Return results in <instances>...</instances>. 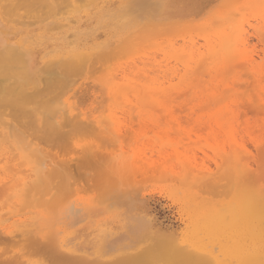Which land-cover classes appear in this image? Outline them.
<instances>
[{"label":"rangeland","instance_id":"1","mask_svg":"<svg viewBox=\"0 0 264 264\" xmlns=\"http://www.w3.org/2000/svg\"><path fill=\"white\" fill-rule=\"evenodd\" d=\"M12 1L13 0H11V2H10V0H9V2H10L9 3L8 0H6V1L0 0V8H1L0 9V11H1L0 17H2V15H3L2 19L6 23V26L11 27V29H10L12 32L11 35L13 36L12 41H14L15 44H18V43L24 44V39L26 38V41L28 40L27 41L28 44L31 43L32 46L36 47V49L39 50V52H40L39 56L42 59L43 56L48 55V54H52L49 52H46V53L44 52L43 45L41 43L43 40H46V38L52 34H55V33L60 34L59 31H61V32L64 31V32H68V33L72 32L71 29L69 28L70 26L68 27V25H69V23L72 26L75 25V21L73 20L74 18H76L77 16L85 14L86 12L91 10L94 6L95 7L97 5L101 6V4L107 5L110 0H93L92 3L90 0H76V2H75V0H61L60 2H58V0H53L54 2L57 1L55 3L57 5V8H56L57 10L55 9V11H52V13H49V14H48V12H46L47 9L45 7L43 8L40 3H35V4H33V6L31 8H26L27 4H26L25 0L13 1V3L16 4V7H15L16 10L9 11L8 7L12 3ZM69 1H71V2H69ZM116 1H119L121 4V0H116ZM231 1H233V2H231ZM258 1H259V3H258ZM214 2H216V3L213 4ZM214 2L211 3V5H213V7L212 6L209 7V5H208L207 8L209 7L208 8L209 10L207 8H205L204 11L202 12L203 14H206L207 17H206V15L199 14L198 16H196V20L193 19L192 21L191 20H186V21L180 20L181 21L180 22L179 19L177 18V19L172 20V22H171V20H169V21L157 24V25H155V28L146 27L147 29L141 30L142 33L139 31L140 33L136 32L135 34L131 35L129 41L127 40L126 44H123L124 46L123 45L118 46L119 42L122 38L119 37L117 32L111 33V34L109 32L108 33L103 32V34H104L103 38L108 39L107 45H110L112 49L109 47H108V49H105V47H103L102 50L104 52L102 50L99 52V50H98L97 51L98 54L96 52L95 54L92 55L93 57L92 56L90 57V58H92L91 59L92 61L90 60V58H88V60H90L92 63L91 62L88 63V60H86L83 63L84 65H82V67H80L81 69L79 68L75 72L74 71H67L66 68L65 69H61V68L58 69V73L51 74L52 75V77H51L52 81L55 84V85L50 84L51 86L49 85L50 88L53 87L51 90L48 89L49 86H47V78H49L48 75H50V74L41 73V75H40L41 80L39 82V84H40L39 85V89H40L39 93L40 94L37 95L30 102L31 104L28 103V111L30 108H32V109H30L32 111H29L28 113H26V115H25V113H24V115L21 113L20 114H14L11 110H4V111H2V113L0 112L2 115V116H0V119H1L0 120V182L1 181H8V180L12 179L14 176L17 175L16 173H18L19 170H21L23 168L25 169L26 168L25 166H30L33 164V158L32 157H30L29 155L24 156V153H25L23 151V148H24L23 141L24 140H26L27 143L29 142L31 147L39 146V149H41L40 146H42L43 147L42 150H44V152H45V149H46V153L49 152L47 154L48 158L53 156L51 159H53L56 162H60V163H64L63 161H66V163H65L66 165L64 166L65 172L59 171L60 173H58V174H55L57 171L53 172L54 170L50 172L51 178L48 176V180H47L48 183H50V181H51L50 185H48L49 186V189H48L49 194H47L48 193L47 191H46L47 193H44L43 191H41V190H44V191L47 190L46 187L44 186L45 184H43V182H42V184H43L41 186L42 189L39 187V190H38V186H37V189H35L38 193L34 190V191H32L31 195L28 198L26 197L28 200V203L26 200L19 201L20 199H17L15 197L11 198L9 193H7L8 190H6V189L1 190L2 187H0V192L3 191L2 193H0V255L4 254L3 258H6V256L9 257V255L11 256V255L16 253V254L22 255L23 260L29 259V260L37 261V262H46V261L51 262L49 256H48L49 257V261H48L47 251H45V249H43V248H40V247H46V246H44L42 244L40 245L38 242H37V244H35V242H33V240L26 239V236H24L23 234L27 229L26 228L27 222H31L32 220L36 219V220H34L35 226L39 227L40 226L39 223L42 220V219H40V217H42V215H43L42 213H45V214L50 213L51 214L53 212L52 210L58 204V202L60 201V203H62L65 199L66 200H70V199L78 200V201H81L83 203H90V204H95V205H99V206L102 205L103 208H106L108 206L106 209H103L104 211H102V214L100 213L101 216H99V218H98V220L103 222L101 227L106 228L107 226L108 227L110 226L109 228L115 230L118 233L119 232L121 233V231H122L121 229H123L122 217L118 214L117 211H115V207H110L109 202L105 201V198H106L105 196L107 195L106 193H108V191H110L112 188L113 189L116 188V185H118V183L121 184V186L124 185V187L128 186V185H125L127 183L125 180H122V182L119 181L118 175H116L114 173V170L113 171L111 170L112 166H113L112 163H114L113 162L114 156L112 155L113 153L114 154L119 153L121 155V157H123V158H121L120 156H118V158L120 157V159H123V160L126 158L125 161L128 160L127 162H129V163L131 162L130 160L133 161V159H135L137 162L139 160L140 163L139 162L138 163L140 164V166L144 167V170L146 169L144 171L142 168L141 172H137L138 175L136 176V179H138L137 180L138 182L134 181L133 186L130 184L129 186H131V188H130L131 190L130 189L129 190L132 191L134 188L137 189V186H138V190L135 191L136 193L131 192V193H133V196L135 195L140 200V201H138L140 204L139 203L137 204V208H136L137 210L136 211L139 214L141 213L140 215L146 216L144 218L148 219V221H150V223L152 222L151 228L154 230L159 229L161 231L164 229L165 232L174 233L179 238H182V239L190 238V236L192 235V233L194 232V229H195L194 226L192 225L193 224V218L191 217L192 216V210L194 209V207H192L193 205L190 202V193L192 192L191 191L192 189H190L188 186L185 187L183 183L181 184L179 182L181 180L176 178L178 176L177 173L179 174V172L183 168H184V170H182V171L183 172L186 171L185 170L186 162L188 164L187 167L188 166H194L197 168L207 169V170L211 171L213 174L216 173L215 176H217V173H219L218 175L223 176L224 175L223 171L225 172L224 168H222V166H221V156L216 154L212 147L216 143H220V142L222 143L224 140H226V138L224 136H220V134L218 135L217 132L215 133L216 134V136H215L214 129L211 127L212 125L210 126L211 122H209L206 119V117H209L207 115H209L214 110L213 109L214 106H210L212 108H210V107L207 108L208 109V111H207V109L204 110V108L201 107V104L202 103L206 104L205 102H207V103H210V102L224 103V101H228L231 99H237L239 102H240V100H241V102H244L243 100H245V99L247 101H249L250 99H254L255 96L260 95V93L262 92L261 90H264V86H263L264 79L262 78L264 76L263 75L264 69H262V68H264V59H263V57H264V42H263L264 41V36H263L264 35V9L263 8L264 7H262V6H264L263 5L264 0L263 1L262 0L261 1L260 0H229V1H224V2H223V0H221V2H223L222 4H221L220 0H215ZM75 3H77V4H75ZM217 3H219L220 5ZM231 3L233 6L230 5ZM2 4H4V5H2ZM83 4H85V5H83ZM1 5H2V7H1ZM215 5L218 7V8L216 7V9H218L216 12L220 17L224 18V15H225V17H227V19H229V16L232 15L233 21H231L232 18H231V20H229V21H231L230 23L228 20L226 21V18L222 22L219 21V20H222V18H219L218 16H217L218 17L217 18L215 16V14L214 15L212 14V13H214V9H215L214 6ZM235 5H236V9L234 7ZM224 6L225 7L227 6L228 9H229V7L234 8L235 10L230 8V11L234 10V11H232V14L228 9L226 10V12L221 13L222 10L223 11L225 10ZM237 7H238V9H237ZM239 7L241 8L240 10H242L241 12L239 10ZM2 8L6 9V10L4 11ZM20 8L24 9V12ZM212 8H214V9H212ZM219 8L220 9L223 8V9L219 10ZM2 10L7 15L4 14L2 12ZM17 10H19V13ZM205 10H206V12L207 11H209V12L206 13ZM210 10L211 11L213 10V11L210 12ZM38 11H40L41 14L38 13ZM238 12H240V13H238ZM20 13H22V15ZM28 13L30 15H28ZM53 13L54 14L57 13L58 15L57 14L53 15ZM226 13H228V14H226ZM9 14H12V15H9ZM16 14H17V16H16ZM42 14H44V15H42ZM46 14L51 15V16H47ZM62 14H64V15H62ZM18 16L21 17L22 21L26 17L24 19L25 22L23 21L21 23H17V21L20 22V20H18L20 18H17ZM10 17H11V19H10ZM42 17L44 20L42 19ZM13 18H16V19H14L15 23L13 22ZM39 18H40V20H43V21L39 20V21L35 22ZM45 18H47V19H45ZM68 18H69V20H68ZM71 18L73 21H70ZM7 19H9V20H7ZM26 20H28V21H26ZM177 20L179 23L177 22ZM65 21L67 22L68 25L61 27V25L63 23L66 24ZM225 21L228 22L229 25L227 23H225ZM31 22H33V23L35 22V23L33 24ZM71 22H73V24ZM237 22H239L240 25L239 24L237 25L236 24ZM48 23L50 25H48ZM55 23H57V25H55ZM193 23H194V25H193ZM15 24H16V26H15ZM58 24H61V25H58ZM190 24H192V25L190 26ZM219 24H221V26ZM222 24H224V27ZM48 26H49V28L51 27L53 29H51V28L49 29ZM57 26H60V28H58ZM227 26H229L228 27L229 29L227 28ZM231 26L234 28L236 26H239V27H236L238 29H236V28H235L236 30L234 29V31H236L238 36L236 35V33H231L229 31L230 28H232ZM18 27H19V29H18ZM63 27H65L67 30L62 29ZM38 28H39V30H38ZM223 28H224V32L222 31ZM225 28H227L226 29L227 32H225ZM205 29H207V30H205ZM239 29H240V31H239ZM40 30H42V31H40ZM212 30H213V33H217V34L212 35L213 34L211 32ZM16 31H17V34H16ZM26 31H28L27 34H26ZM232 32H233V30H232ZM29 33L31 34L30 36H32L33 38L32 37L27 38V37H29L28 36ZM26 35H27V37H26ZM209 36H210V38H209ZM239 36L241 39L243 37L242 41H244V42L239 41L240 40V39H238ZM212 38H213V40H210ZM231 38L237 39V42H239V43H237V46L239 44H241V50H242V53H244V54H241V52H239L240 46H239V48L235 49V51L237 53H240V56H239V54L236 55V56H238V58L235 55H233L234 53L232 52L231 55L233 56V58L235 56L238 60H233V58H231L232 59L231 61H233V62L230 63V61H229L228 63H230V64L235 63V66L233 64H232L233 66L232 65L229 66L230 65L229 64L228 66L231 68L228 69V68H225V66L222 67V66L218 65L217 62H215L216 65H214V67H215L214 68L212 65V59L210 57L209 58L210 60L207 59V62L203 63V67L201 66L202 64L199 67L200 62H203L199 59H201V57L204 56V58H202V60L204 59V62H205V59H206L205 56L208 58L209 57L208 55H211V51L209 52V49H207L211 45V44L208 45L209 40L212 43V45H215V47L217 45V49H219L221 46V43H223V41H227ZM242 43L243 44L245 43V44L243 45ZM112 46H114L115 48ZM117 47H118V49H117ZM128 47L130 50L128 49ZM199 49H200V51H199ZM183 52L186 55H187L186 52H188V55L187 56L184 55ZM206 52L207 53L209 52L210 54L209 53L207 54ZM110 53H112V55ZM192 53H194V55ZM195 53H197L196 56H195ZM223 54H225V53H223ZM189 55H190V59H188L189 60L188 61V60H186V57L188 58ZM245 56H248L250 60L248 59V57L243 59ZM181 57L182 58L185 57V58H183L184 61H182ZM236 58H234V59H236ZM240 58L243 59V62H244V60H246L247 62L245 61L244 62L245 64L243 63V66H242V64H241V66H236L237 65L236 61L237 62L239 60L241 61ZM209 61L211 62L210 64L208 63ZM107 62H108V64H107ZM113 62H114V64H113ZM189 62L190 63L193 62V63L190 64ZM194 62H196L197 64H195ZM186 63H188L187 65L189 67L185 66ZM205 65L207 66V69H208L207 71H209L210 74H209V72L206 71ZM184 66L186 67V69ZM198 67L199 68L202 67L201 69H203V70H200ZM212 67L214 70L217 68V69H221L222 72L223 71H227V72H224V73L218 75L217 72H211L210 71L209 68H212ZM111 68H113L114 70L113 69L111 70ZM190 68H192V69H190ZM185 70H186V73L189 72V73H187V77L185 74ZM81 71H82V73H81ZM190 71H191V73H190ZM198 71L199 72L202 71V73H200L198 75L195 74ZM221 71H220V73H221ZM70 72H71V74H70ZM203 72L205 75L203 74ZM113 73L115 75H117V78L113 77L114 76ZM138 73H140L139 75H141L142 77L145 75V77H143V78L140 76L141 80L138 78L140 82L138 80H136V78L139 77V75H137ZM206 73H208L209 75H206ZM111 74H113V76ZM248 74H250V75H248ZM201 75H203V77H201ZM252 75H254V76H252ZM257 75H259V76H257ZM56 76H58V78ZM126 76L130 78V80H129L130 82L126 81L129 79V78L126 79ZM250 76H252L253 78L255 77L254 79H257V81L256 80L254 81V79ZM111 77H113V79ZM183 77H184V79H183ZM195 77H197V79H198V77H200V79L197 81ZM185 78H187V79H185ZM114 79H115L117 84L115 83ZM143 79H144V81H142ZM201 79H203V80L201 81ZM251 79H253V80H251ZM123 80H124V83H120V82L118 83V81L123 82ZM131 80H134V81H132L133 82L132 87L136 86L139 89H141V87H144V85L146 86V87H144L145 90L142 89L147 93L144 98H139L135 92L130 91L132 93L129 94L130 93L129 92L128 96L132 95L134 97V99L132 98V96L131 97L129 96L132 99H130L129 97L123 98L122 94L118 95L114 99L110 95L109 91H107V88L109 89L110 86H114V87L116 86L115 88H118L121 85H126L127 83H131ZM146 80L151 81V82L155 81V83H153V82L148 83V81H146ZM136 81H138L137 84L141 85V87L138 85H135L136 83H134V82H136ZM145 81H146V83H148V85L145 83ZM192 81L194 84L192 83ZM203 81H206V82L204 83ZM234 81H235V83H234ZM190 82L192 85L190 84ZM156 83H158V84H156ZM257 83H259V84L257 85ZM45 84L47 87H44ZM153 84H155V85H153ZM66 85L74 87V89L72 91L73 93L71 94L72 96L70 98V100H71L70 103L73 106L72 109L74 110V107L77 108V109L75 108L74 113L75 114L81 113L80 114L81 117L86 116L87 120H90L89 122H92L95 125L98 124L99 128L92 129V130H90L91 128H84L83 129V128H80L79 126H77L76 124H74L72 122H67L66 117H62V123H63L62 126L63 125L64 126L61 127V129H63V130H61V132H62L61 133L60 128L56 129L57 131H55L54 129L56 127L52 126L53 127V129H52L53 132H52V130L50 129L52 127L48 128V126H50V124L48 122H46V123L40 122V119L43 118L44 115L49 113V111L52 109V106L53 107L58 106V104L56 105V101H58L60 99L58 102H61L62 105L64 104L63 101L65 100V98L67 99V97H68L67 96L68 95V93H67L68 89H67ZM102 85H104L105 87L103 88ZM150 85H152V86L150 87ZM241 85H243V86L245 85L244 88L241 87ZM100 86H101V88H100ZM228 86L229 87L231 86V88H232V89H230V94H229V92H227L228 88H229ZM246 86L250 87L248 89H250L251 95L249 94L250 93L249 90L245 91ZM60 87L62 88V91H63V89H66V90H64L65 92L64 91L60 92L61 91ZM152 87H154V88H152ZM208 87L210 88L209 91L207 89ZM216 87H218V88L216 89ZM44 88H46V89H44ZM81 88H82V90H81ZM105 88H106V91L104 90ZM155 88L156 89H163L164 91L158 92L157 90H155ZM76 89H77V91H76ZM151 89L157 92V94L153 95L152 97L148 95V93L153 94V92L149 91ZM254 89H255V91H254ZM146 90L149 92H147ZM91 91L92 92L94 91V92L91 93ZM42 92H44V94H42ZM164 92H165V94H164ZM105 93H107V94H105ZM257 93H258V95H257ZM159 94H162L161 97H157V96H160ZM215 94H216V97L213 96ZM220 94H221V96H219ZM242 94H243V96H244V94H247L248 96L246 95L244 97L245 98L244 99L242 97ZM76 95H78V96H76ZM104 95H106L109 98H105ZM261 95L263 96L264 92H262ZM164 96H166V97H164ZM207 96L208 97L210 96V99H207L208 98ZM218 96H219V98H218ZM46 97L49 99L51 98L50 101ZM78 97H79V99H78ZM151 98L153 99V101L156 102V104L153 105L150 102ZM37 99H40V100L36 101ZM107 99H109V100H107ZM221 99L223 102H221ZM53 100L55 102H53ZM92 100H94V102ZM207 100H212V101L208 102ZM33 101L36 102L37 104L39 101H42L43 103L41 102L42 103L41 104L39 102V104L37 105ZM105 101H107V102H105ZM122 101H124V102H122ZM200 101H202V102H200ZM121 102L126 103L125 104L126 106L122 107ZM165 102L168 105L164 104ZM53 103L55 106L53 105ZM100 103L101 104L104 103V104L101 105ZM158 103H160L161 105L159 106ZM162 103L164 106L166 105L167 107L166 106L162 107L163 106ZM43 104H45V108H44ZM61 104H59V105H61ZM96 105H97V107L94 108V106H96ZM110 105L113 106V107L111 106L112 109L110 108ZM155 105L157 107L158 106L159 107L156 109ZM114 106H115V108H114ZM48 107L50 108V110H47ZM81 107H83V109ZM43 108L45 109V111L46 110L47 111L45 112ZM100 108L102 110H100ZM160 108H164V109L160 110ZM39 109L42 110V112H40ZM158 109H159V111H158ZM165 109H166V111H165ZM36 110H37V112H36ZM103 110H104V112H103ZM105 110H107L106 113H105ZM202 110H204L205 112L203 113ZM33 111L36 113H34ZM209 111H211V112H209ZM3 112H4V114H3ZM101 112L103 113V115ZM12 114H13V116H12ZM204 114H206V115H204ZM240 114H242V118H241L242 123L243 122L246 123V125H244V123L242 124L240 122L241 123L240 124L241 126L239 125L240 136L243 135L244 136L243 139L245 140L246 144H248L249 146L252 147V142H251L250 137H248L247 135H244L245 134L244 129L246 127H251L256 132L257 135L263 133L264 132V118H262V117H264V114H261L259 112H255V111L254 112L250 111L248 113L241 111ZM202 115H203V117L206 116L205 118H203V121L200 119V117ZM21 116H23V117H21ZM41 116H43V117H41ZM103 116H104V118H103ZM112 117H115V118H112ZM33 118L35 120L34 122L32 120ZM106 118H108L107 120L109 121L110 124L107 123V121L106 122L101 121V120H106ZM155 118H157V119H155ZM188 118L189 119L191 118V120H188ZM94 119H96V121ZM99 119H101V120H99ZM28 120L31 122L30 125L28 123ZM206 120L208 123H206ZM63 121L66 123L64 124ZM172 121L174 122L175 125L172 123ZM32 122H33V124H32ZM100 122H102V123H100ZM68 123H69V125H68ZM45 124L48 126L46 127ZM106 124H107V126H106ZM105 126H106V128H105ZM118 126H120V127L117 129H119L120 131H123V133L125 134L124 135L125 137L123 136V138H121L117 141L110 142V140H107L108 138L105 137V136H107V133L105 132L106 134L103 135V133L100 131L103 128L108 130L109 127L112 128V130H115L116 127H118ZM19 127L22 129H20ZM202 127L204 130L202 129ZM211 128L213 129V131H211L212 130ZM93 130H96V131L93 132ZM109 130H111V129H109ZM58 131L60 134H58ZM22 132H23V134H19ZM54 132H56V133L54 134ZM210 132L213 133V135H211ZM51 134L53 135V137L50 136ZM54 135H56V136H54ZM63 135H65V137ZM17 136H19L21 138L20 141L22 139L23 140L20 142ZM98 136H100V137H98ZM103 136H104V138H103ZM219 136L222 139H220ZM24 137H27V139ZM69 138H71L75 144H79L78 145L79 147L78 146L72 147L71 145H69L68 144ZM73 138H76V139H73ZM30 139L33 140L34 142L33 141H32L33 143L30 142L31 141ZM219 139H220V141H219ZM87 142H89L90 144L95 143V146L97 148L99 147V150H101L102 153L108 154L110 156L109 157L107 156L106 157L107 159L100 158L98 156H97V158H94L91 156H86L85 153L82 152V150L80 148H81L82 144L83 145L89 144ZM249 142L251 144H249ZM22 144H23V146H22ZM73 148H75V149H73ZM12 149H13V151H12ZM254 152H255V154H257L256 151H254ZM46 153H44V154L46 155ZM49 155H51V156L49 157ZM184 160H186V161H184ZM19 161H23L24 165ZM109 161H111V162H109ZM108 163H109V165H108ZM19 164H22V165L20 166ZM183 165H184V167H183ZM145 166H147V167H145ZM149 166H151V167H149ZM166 170L168 171V173ZM15 171H16V173H15ZM171 171H173L176 175L174 173H171ZM176 171H178V172H176ZM182 171L179 175L183 174ZM11 172L14 174V176L12 175ZM50 173H49V175H50ZM52 173H54V174H52ZM155 173H157V174H155ZM165 173H167L168 175ZM139 174H141V176ZM54 175L56 177H54ZM151 175L152 176L156 175V177H154V176L151 177ZM171 175H172V177H171ZM173 175H175V176H173ZM145 176H146V178H143ZM163 176L165 178H163ZM222 176H221V180L222 179L223 180L221 181L222 183L220 182V184H221V186L222 185L224 186V189L220 188V190H222L221 193H223V194H221V197H219L220 195H218V194H220L219 189L217 190V189H212V188L211 189L202 188V190H200L202 198H204V199L212 198V201L225 199L226 194L224 192L227 189L226 182H228V180L224 176L223 177ZM147 177H149V178H147ZM49 178L52 180H50ZM167 178H168V180H167ZM224 178H225V180H224ZM109 181H112V182H109ZM141 181H142V183H141ZM52 182L54 185L52 184ZM106 182H108V183H106ZM115 182H117V183H115ZM177 182H178V184H177ZM105 184H107V185L105 186ZM52 186H53V188H52ZM51 188H52V190H51ZM4 190H6V191H4ZM50 190H51V192H50ZM196 191H197V189H196ZM203 192H205V193H203ZM204 194H205V196H204ZM8 195H9V197H8ZM15 195H17V193ZM11 196H12V194H11ZM100 198L103 201L100 200ZM40 199L41 200L43 199L42 202ZM45 199H47V200L44 202ZM48 201H50V202H48ZM47 203H48V206H47ZM144 203L146 205H148V207L145 205V208H144ZM43 204H45V205H43ZM2 205H4V206L2 207ZM188 211H191V212H188ZM145 214H147V215H145ZM116 216H117V218H116ZM102 218H103V220H101ZM114 218H115V220H114ZM119 219H121V220H119ZM119 222H121V223H119ZM190 225H192V226H190ZM8 228H9V230H8ZM37 231H38V229H37ZM87 231H86V236L90 232H94V233L99 232L98 230L97 231L94 230V226H93V228L91 227ZM181 232H183V233H181ZM12 235H14V236H12ZM20 235H22V236H20ZM6 236H7V238H6ZM23 236H24V238H23ZM8 237L9 238L11 237L10 239L13 240L12 241L13 243L19 242V244L16 243L14 245L11 242L13 244L12 245L9 241H7L9 239ZM17 238H19V239H17ZM4 240H6L9 243H7ZM14 241H16V242H14ZM30 241H32V242H30ZM2 242L5 244L7 243V244L5 245ZM27 243H28V245L26 247ZM30 243H32V244H30ZM29 244L31 245L30 246L31 248L29 247ZM33 244H35L37 246L34 245V247H33ZM34 249H36V250H34ZM43 253H44V255H42ZM45 254H46V257H45ZM44 257H45V259H43Z\"/></svg>","mask_w":264,"mask_h":264},{"label":"bare ground","instance_id":"2","mask_svg":"<svg viewBox=\"0 0 264 264\" xmlns=\"http://www.w3.org/2000/svg\"><path fill=\"white\" fill-rule=\"evenodd\" d=\"M4 1H6V0H4ZM13 1H15V0H13ZM13 1L10 5L8 4L9 7L7 6L9 8V11L16 10L15 9L16 4L13 3ZM25 1L27 4L26 8H31L33 6V4L40 3L43 8L45 7L47 9L46 12H48V14L52 13V11H55V9L57 8V5L55 4L57 1L54 2L53 0H25ZM60 1L61 0H58V2H60ZM90 1H91V3L93 2V0H90ZM214 1L215 0H121V4H120L119 1L110 0L107 5L105 4L106 6L102 5V4H101V6L97 5L96 7L94 6L91 10L86 12L85 14L77 16V17L75 16L76 18L73 19L75 21V25H73V26L70 23L68 25L66 21H65L66 24H64V23L62 25L58 24V25H61V27L65 26V25H68V27L70 26L69 28L71 29L72 32L68 33V32H64V31H62V32L59 31L60 34H57V33L52 34V35L48 36L46 38V40H43L41 43L43 45L44 52L45 53L49 52L52 54L45 55V56H43L42 59L39 56V54H40L39 50L36 49V47L32 46L31 43L28 44V42H27L28 40L26 41V38L24 39V44L23 43L22 44L21 43L15 44L14 41H12L13 36L11 35V33H12L10 30L11 27L6 26V23L2 19V17H3V15H2V17H0V112L2 113V111H4V110H11L14 114H20L21 113L24 115V113H25V115H26V113H28L29 111H32V110H30L32 108H30L28 111V103H30L37 95L40 94L39 93V91H40L39 82L41 80V78H40L41 73L50 74V75H48L49 78H47V86H49L50 84H54L52 81V78H51L52 77L51 74L58 73V69H60V68L65 69L66 68L67 71H74L75 72L77 69L82 67V65H84L83 63L86 60H88V58H90L93 54H95L98 50L100 52L103 49V47H105V49H108V47L111 48L110 45H107L108 39L103 38V35H104L103 32H105V33L109 32L110 34L117 32L119 37L122 38L120 40V42L118 41L119 42L118 46H120V45L126 44V41L127 40L129 41L130 36L135 34L136 32L142 33L141 30L147 29L146 27L155 28V25H157V24H160L162 22H166L169 20H171V22H172V20L177 19V18L179 19V21L180 20H184V21L191 20L192 21L193 19L196 20V16H198L199 14L206 15V14H203L202 12L204 11L205 8H207L208 5H209V7L210 6L213 7V5H211V3ZM224 1H229V0H223V2ZM8 2H9V0H8ZM10 2H11V0H10ZM69 2H71V1H69ZM75 2H76V0H75ZM220 2H221V0H220ZM223 2H221V4ZM231 2H233V1H231ZM215 3L216 2H214L213 4H215ZM258 3H259V1H258ZM75 4H77V3H75ZM85 4H83V5H85ZM217 4H219V3H217ZM2 5H4V4H2ZM2 5H1V7H2ZM230 5H232V3ZM214 7L216 9L217 6L215 5ZM226 7L224 8L225 9L224 11L222 10L223 8L220 9L221 8L220 7L219 10H222V12L221 11L220 12L221 13L226 12V10L228 9V7L227 8ZM234 7L236 9V5ZM262 7H264V6H262ZM230 8L231 7H229V9H228L229 11H230ZM212 9H214V8H212ZM215 9H214V13H212V14L213 15L215 14L216 17L218 16L219 18H222V20H219V21L222 22L223 20H225V18H226V21L231 20L232 15L231 16L228 15L229 19H227V17H225V15H224V18L220 17L216 12L218 9H216V10ZM231 9H234V8H231ZM237 9H238V7H237ZM240 9L241 8L239 7V10ZM3 10L5 11L6 9H3ZM3 10H2V12H3ZM19 10H17L18 13H19ZM21 10H23V12H24V9H21ZM234 10H232V11H234ZM212 11L210 10V12H212ZM232 11H230L231 14H232ZM241 11L242 10H240V12ZM205 12H206V10H205ZM207 12H209V11H207ZM240 12H238V13H240ZM22 13H20V14L22 15ZM38 13H40V11H38ZM4 14H6V13H4ZM17 14H16V16H17ZM56 14L57 13H55V14L53 13V15H56ZM226 14H228V13H226ZM9 15H12V14H9ZM28 15H30V14L28 13ZM42 15H44V14H42ZM62 15H64V14H62ZM19 16L17 18H20V19H18V20H20V22L17 21V23L23 22L24 19L26 18L25 17L22 21L21 17H19ZM47 16H51V15H47ZM206 17H207V15H206ZM40 18L38 20H36L35 22L39 21ZM47 18H45V19H47ZM10 19H11V17H10ZM14 19H16V18H13V22H14ZM42 19H43V17H42ZM7 20H9V19H7ZM43 20H40V21H43ZM68 20H69V18H68ZM73 20L71 18L70 21H73ZM26 21H28V20H26ZM226 21H225V23H227L229 25V23L231 21H233V18L231 21H229V23ZM177 22H178V20H177ZM31 23H33V22H31ZM49 23H48V25H50ZM57 23H55V25H57ZM71 23L73 24V22H71ZM236 24L238 25L239 22H237ZM191 25L192 24H190V26ZM193 25H194V23H193ZM219 25L221 26V24H219ZM222 25L224 27V24H222ZM15 26H16V24H15ZM57 27L60 28V26H57ZM228 27L229 26H227V28ZM236 27H239V26H236ZM48 28H49V26H48ZM227 28H225V32H227L226 31ZM235 28L232 27V28H230L229 31L231 33H236V31H234ZM18 29H19V27H18ZM51 29H53V28H51ZM62 29L67 30L65 27H63ZM207 29H205V30H207ZM236 29H238V28H236ZM240 29H239V31H240ZM38 30H39V28H38ZM232 30H233V32H232ZM40 31H42V30H40ZM222 31L224 32V28ZM211 32L213 33V30ZM27 33H28V31H26V34ZM16 34H17V31H16ZM214 34H217V33H213L212 35H214ZM30 35L31 34L29 33V35H28L29 37H27V35H26V37L31 38L32 36H30ZM236 35H237V33H236ZM209 38H210V36H209ZM213 38L210 40H213ZM238 39H240L239 41H242L243 37L241 39L239 36ZM210 40H209L208 45L209 44L212 45ZM242 42H244V41H242ZM237 43H239V42H237V39L231 38L227 41H223V43H221V46L219 49H217V45H216V47H215V45H212V46L210 45L209 48H207V49H209V52L211 51V55H208L209 56L208 58L205 56V58H206L205 62H204V59L202 60V58H204V56L202 55L203 57H201V59H199V60H201L203 62H200L199 67L201 64H202L201 66L203 67V63H206L207 59H209L211 57L213 67H214V65H216L215 62H217L218 65H220L222 67L225 66V68H228V69L231 68L229 66H231L233 64V63L230 64L231 62H233V61H231L232 60L231 58H233V56L231 55L232 52L234 53L233 55L236 56L237 54H239V56H240V53H237L235 51V49L239 48V46H240L239 52H241V54H244V53H242V50H241V44H239L237 46ZM112 47H114V46H112ZM117 49H118V47H117ZM128 49H129V47H128ZM199 51H200V49H199ZM186 53L188 55V52H186ZM223 53H225V54H223ZM97 54H98V52H97ZM110 54L112 55V53H110ZM192 54L194 55V53H192ZM196 54L197 53H195V56H196ZM184 55H186V54L184 53ZM235 56H234V58H236V57L238 58V56H236V57ZM246 57H248V56H245L243 59H245ZM183 58H185V57H183ZM183 58H182V61H184ZM234 58H233V60H238L237 58L236 59H234ZM91 59L92 58H90V60ZM188 59H190V55L188 58L186 57V60H188ZM240 59H241V61L240 60L238 62L236 61V64H237L236 66H241V64L243 66V63L246 61V60H244V62H243V59L242 58H240ZM248 59H249V57H248ZM263 59H264V57H263ZM90 60H88V63L92 61V60L91 61ZM229 61H230V63H228ZM192 63H190V64H192ZM194 63L197 64L196 62H194ZM208 63L210 64L211 62L209 61ZM107 64H108V62H107ZM113 64H114V62H113ZM187 64L188 63H186L185 66H188ZM233 65L235 66V63ZM213 67L209 68L210 71L211 72H217L218 75H220L224 72H227V71L222 72L221 69H217V68L214 70ZM201 68H199V69L203 70ZM205 68L207 71L208 70L207 66ZM112 69L113 68H111V70ZM185 69H186V67H185ZM190 69H192V68H190ZM262 69H264V68H262ZM199 71L197 73H195V72L194 73L197 75L202 73V71L201 72H199ZM220 71H221V73H220ZM207 72H209V71H207ZM81 73H82V71H81ZM187 73H189V72H187ZM187 73L185 70L186 77H187ZM190 73H191V71H190ZM70 74H71V72H70ZM113 74H111V75L113 76ZM139 74L140 73H138L137 75H139ZM203 74H204V72H203ZM209 74H210V72H209ZM209 74L206 73V75H209ZM248 75H250V74H248ZM140 76L141 75H139V77L136 76L137 77L136 80L139 81ZM252 76H254V75H252ZM252 76H250V77H252ZM257 76H259V75H257ZM56 77L58 78V76H56ZM113 77L117 78V75L114 74ZM113 77H111V78L113 79ZM143 77H145V75ZM201 77H203V75H201ZM128 78L129 77L126 76V79H128ZM195 78L197 81L200 79V77H198V79H197V77H195ZM262 78L264 79V76ZM183 79H184V77H183ZM185 79H187V78H185ZM203 79H201V81ZM253 79H251V80H253ZM129 80H130V78L126 81H129ZM134 80H131V83H127L126 85H121L118 88H115L116 86L115 87L110 86L109 89L107 88V91H109L110 95L114 99L118 95H121V94H122L123 98H127L130 96V95L128 96V93L130 91L135 92L139 98H144L145 95L147 94L144 91L145 90L144 87H146L144 84L148 80H146L145 83L143 84L144 87H141V85H138L137 84L138 81L134 82V83H136L135 85L140 86L141 89H139L136 86L132 87V85H133L132 81H134ZM255 80L257 81V79H254V81ZM114 81H115V79H114ZM142 81H144V79ZM119 82L124 83V80H123V82L118 81V83ZM149 82L152 83L153 81L152 82L148 81V83ZM203 82L205 83L206 81H203ZM115 83H116V81H115ZM148 83H146V84L148 85ZM153 83H155V81ZM192 83H193V81H192ZM234 83H235V81H234ZM156 84H158V83H156ZM190 84H191V82H190ZM258 84L259 83H257V85ZM153 85H155V84H153ZM47 86L45 84L44 87H47ZM50 86L48 89L51 90L53 87L50 88ZM102 86H103V88L105 87L104 85H102ZM151 86L152 85H150V87ZM244 86L241 85V87H243V88H244ZM263 86H264V83H263ZM66 87L68 89L67 90V93H68L67 96L68 97H67V99L65 98V100L63 101L64 104L62 105L61 102H58L60 99L58 101H56V105L58 104V106H55L53 103V105L55 107L52 106L51 110L48 107L47 110H50L49 113L44 115V117L41 116L43 118L40 119V122H42V123L48 122L50 124V126L45 124L46 127L47 126H48V128L52 127V126L56 127L54 129L55 131H57L56 129L60 128V132H61V130H63V129H61V127L64 126V125L62 126V124H63L62 123V117H66L67 122H72V123L76 124L77 126H79L80 128H83V129L84 128H91L90 130H92V129L99 128L98 124L95 125L94 123L89 122L90 120H87L86 116L81 117L80 112H79L80 114L74 113V110L76 107H74V110H73L72 109L73 106L70 103V101H71L70 98L72 96L71 94L73 93L72 91H73L74 87L67 86V85H66ZM100 88H101V86H100ZM152 88H154V87H152ZM217 88L218 87H216V89ZM248 88H250V87L246 86L245 91L249 90V92H250L249 94L251 95V91ZM44 89H46V88H44ZM142 89H144V90H142ZM207 89L209 91L210 88L208 87ZM230 89H232L231 86L228 88V91L226 90L227 92H229V94H230ZM64 90H66V89H63V91ZM81 90H82V88H81ZM104 90L106 91V88ZM151 90H149V91L153 92V94L151 93L152 94L151 95L148 93L149 96L152 97L153 95L157 94L156 91H154V90L151 91ZM155 90H157L158 92L164 91L163 89H156V88H155ZM63 91L61 88L60 92H63ZM76 91H77V89H76ZM149 91H147V92H149ZM254 91H255V89H254ZM261 91L264 92V90H261ZM93 92L91 91V93H93ZM132 92H130L129 94H131ZM261 93H260V95H258V93H257L258 96H255L254 99H250L249 101H247L244 98L247 94H244V96L242 94V97L245 99V100L242 99L244 102H241V100L239 102L237 99H231L228 101H224V103L210 102L212 100H207L210 103L205 102L206 104H203V103L201 104V107L204 108V110H206L210 106H214L213 107L214 110L213 111L211 110L212 112L209 111L211 113L209 115H207L209 117H206V116L205 117L209 122H211L210 126L212 125L211 127L214 129V134L217 132L218 135L220 134V136H224L226 138V140H224L222 143L220 142V143L214 144L212 148L216 154L221 156V166L225 170V172L223 171V173H224L223 176L228 180V182H226L227 189L224 192L226 194L225 199L212 201V198H210V199L202 198L200 190H202V188H207V189L212 188V189H217V190L219 189L220 194H218V195H220L219 197H221V194H223V193H221L222 190H220V188L224 189V186L222 185L223 186L222 187L220 184V182L223 180V179L221 180L222 175L220 176V175H218L219 173H217V176H215L216 173L213 174L211 171H209L207 169L197 168L194 166H188L187 167V165H188L187 162H186V168H185L186 171L183 172L182 171V170H184V168H183L181 170L183 174L179 175L181 173V171L179 172V174L177 173L178 176L176 178L181 180L179 182L181 184L183 183L185 187L188 186L190 189H192L191 190L192 192L190 193V202L193 205L192 207H194V209L192 210V216L191 217L193 218V224L192 225L194 226L195 229H194V232L192 233V235L190 236V238L187 237L188 239H182V238H179L174 233L165 232L164 229L161 231L159 229L154 230L151 228L152 222L150 223V221H148V219L144 218L146 216H144V215L142 216V215H140L141 213L139 214L136 211L137 210L136 209L137 204L139 203L138 201H140V200L135 195H134L135 196L134 197L133 193H136L135 191L138 190V186H137V189L134 188L132 191H130L131 186H129L130 184L133 186V182L138 180V179H136V176L138 175L137 172H141L142 168L144 170V167L140 166L139 160H138V162H139L138 163L135 159H133V161L129 159L131 161L129 163V162H127L128 160L125 161L126 158L124 160L120 159L121 155L119 153H118L119 154L118 155V154H114L112 152L113 154L112 153L111 154L114 156L113 157L114 163H112L113 166H112L111 170L112 171L114 170V173L116 175H118L119 181L122 182V180H125L127 182L125 185L129 186V187L128 186L124 187V185L121 186V184L118 183V185H116V188L113 189L112 188L113 186H112L111 187L112 189L110 191H108V193H106L107 195L106 196L104 195L106 197L105 201L109 202V206L115 207V211H117L118 214L122 217L123 229H121L122 230L121 233L120 232L118 233L115 230L109 228L110 226L109 227L107 226L106 228L101 227L103 222L98 220V218H99V216H101L102 211H104L103 209H106L108 206L106 208H103L102 205L99 206V205L90 204V203H83V202L78 201V200H73V199L66 200L65 199L63 202L61 201L62 203H60V201H59L53 210L51 209L53 211L51 214L50 213H46V214L42 213L43 215H42V217H40V219H42V220L39 223V225H40L39 227L35 226L34 220H36V219L32 220L31 222H27V227H26L27 229L23 234L24 236H26V239L33 240V242H35V244H37V242H38L40 245L42 244V245L46 246V247H40V248H43V249H45V251H47L48 261H49V257H50L51 262L50 261L49 262H47V261L46 262H37V261L29 260V259L23 260L22 255L15 253L11 256L9 255V257L6 256V258H3L4 254L0 255V264H264V132L257 135L256 132L251 127H246L244 129L245 130L244 135H247L248 137H250L251 142H252V147L249 146L248 144H246L245 140L243 139L244 136L243 135L240 136V133H239V125L242 123V121H241L242 114H240L241 111H243L245 113H248L250 111H253V112L255 111V112H259L261 114H264V95L262 96ZM42 94H44V92H42ZM105 94H107V93H105ZM164 94H165V92H164ZM159 95L160 96H157V97H161L162 94H159ZM76 96H78V95H76ZM213 96L216 97V94ZM219 96H221V94ZM219 96H218V98H219ZM104 97L109 98L106 95H104ZM164 97H166V96H164ZM132 98L134 99L133 96H132ZM132 98H130V99H132ZM47 99H49V98H47ZM50 99H49V101H50ZM78 99H79V97H78ZM207 99H210V96ZM38 100H40V99H37L36 101H38ZM107 100H109V99H107ZM92 101L94 102V100H92ZM39 102L41 103L42 101H39ZM39 102H38V104H39ZM53 102H55V101L53 100ZM105 102H107V101H105ZM122 102H124V101H122ZM122 102H121V106L122 107L126 106L125 105L126 103H122ZM150 102L153 105L156 104V102L153 101L152 98H151ZM200 102H202V101H200ZM221 102H223L222 99H221ZM34 103H36V102H34ZM59 104H61V105H59ZM103 104H101V105H103ZM158 104H159V106L161 105L160 103H158ZM164 104H166V102ZM112 105H110V108ZM162 105H163V103H162ZM166 105H168V104H166ZM43 106L45 108V104H43ZM165 106L163 105L162 107H165ZM95 107H97V105L94 106V108ZM155 107H156V109L158 108L156 105H155ZM81 108L83 109V107H81ZM101 108H100V110H102ZM114 108H115V106H114ZM210 108H212V107H210ZM161 109H164V108H160V110ZM166 109H165V111H166ZM204 110H202L203 113L205 112ZM44 111H45V109H44ZM106 111L107 110H105V113H106ZM158 111H159V109H158ZM207 111H208V109H207ZM36 112H37V110H36ZM36 112H34V113H36ZM40 112H42V110H40ZM103 112H104V110H103ZM1 113H0V116H2ZM3 114H4V112H3ZM102 115H103V113H102ZM204 115H206V114H204ZM12 116H13V114H12ZM21 117H23V116H21ZM205 117H203V115H202L200 117V119L203 121V118H205ZM103 118H104V116H103ZM112 118H115V117H112ZM191 118L190 119L188 118V120H191ZM262 118H264V117H262ZM107 119L108 118H106V120H101V119H99V120L104 121V122L107 121V123H109V121ZM155 119H157V118H155ZM32 120H33V122L35 121L34 118ZM94 120L96 121V119H94ZM207 120H206V123H208ZM33 122H32V124H33ZM28 123L30 125L31 122L28 120ZM65 123L66 122H64V124ZM100 123H102V122H100ZM172 123L174 124L173 121H172ZM243 123H244V125H246L245 122H243ZM68 125H69V123H68ZM106 126H107V124H106ZM106 126H105V128H106ZM53 127L50 129L52 130ZM119 127L120 126L116 127L115 130H112V128H110V127L108 128V130H106L105 128H103L104 130L103 129L102 130L99 129V130L103 133V135L107 133V136H105V137L108 138L107 140H110V142H112V141H117V140L123 138V136L125 135L123 133V131H120L119 129H117ZM20 129H22V128H20ZM109 129H111V130H109ZM202 129H203V127H202ZM213 129L211 131H213ZM94 131H96V130H93V132ZM52 132H53V130H52ZM55 133L56 132H54V134ZM19 134H23V132L19 133ZM58 134H60L59 131H58ZM211 135H213V133H211ZM50 136L53 137L52 134ZM54 136H56V135H54ZM63 136L65 137V135H63ZM215 136H216V134H215ZM220 136H219V138H220ZM17 137L20 141L21 138L19 136H17ZM98 137H100V136H98ZM24 138L27 139V137H24ZM103 138H104V136H103ZM73 139H76V138H73ZM220 139H222V138H220ZM220 139H219V141H220ZM32 141L33 140H31L30 142H32ZM68 142H69L68 144L71 145L72 147H76L79 145V144H75L71 138L68 139ZM89 142H87V143H89ZM23 143H24L23 151L25 152L24 156L29 155L30 157H32L33 158V164L30 166H25L26 168L19 170L18 173H16V171H17L16 170L15 171V173L17 174L16 176H14V174L11 172L14 177L8 181H1L0 187H2L1 190H3V189L8 190L7 193H9L11 198L15 197L17 199H20L19 201L26 200L28 203L27 198L31 195L32 191L37 189V186H38V190H39V187L41 188V186L43 184H45L44 186L46 187L47 190H45V191L41 190V191H43L44 193L48 192L47 194H49V190H48L49 186L48 185H50L51 181H50V183H48L47 180H48V176L51 178L50 172L53 170H54L53 172L57 171L55 174L60 173L59 171L65 172L64 166L66 165L65 164L66 161H63L64 163L56 162L53 159H51L53 156L50 157L51 155H49L50 158H48L47 154L49 152L46 153L45 148H44L45 149V152H44V150H42L43 149L42 146H40L41 149H39V146L31 147L29 142L27 143L26 140H24ZM249 144H251V143L249 142ZM22 146H23V144H22ZM73 149H75V148H73ZM80 149L82 150V152L85 153L86 156H91L94 158H97V156H98L100 158L107 159L106 157L110 156L108 154L102 153L101 150H99V147L97 148L95 146V143L94 144L89 143V144H85V145L82 144ZM12 151H13V149H12ZM254 151H256L257 154H255ZM44 153H46L47 156ZM118 156H120V157L118 158ZM121 158H123V157H121ZM111 161H109V162H111ZM184 161H186V160H184ZM19 162H21L23 164V161H19ZM22 164H19V165L21 166ZM108 165H109V163H108ZM145 167H147V166H145ZM149 167H151V166H149ZM183 167H184V165H183ZM176 172H178V171H176ZM49 173H50V175H49ZM167 173H168V171H167ZM167 173H165V174H167ZM171 173H174V172L171 171ZM52 174H54V173H52ZM155 174H157V173H155ZM139 175L141 176V174H139ZM175 175H173V176H175ZM146 176L143 178H146ZM153 176L151 175V177H153ZM54 177H56V176L54 175ZM154 177H156V175ZM171 177H172V175H171ZM147 178H149V177H147ZM163 178H165V177L163 176ZM225 178H224V180H225ZM50 180H52V179H50ZM167 180H168V178H167ZM42 182H43V184H42ZM109 182H112V181H109ZM106 183H108V182H106ZM115 183H117V182H115ZM141 183H142V181H141ZM52 184H53V182H52ZM177 184H178V182H177ZM106 185L107 184H105V186ZM52 188H53V186H52ZM52 188H51V190H52ZM196 189H197V191H196ZM6 190H4V191H6ZM51 190H50V192H51ZM2 192L3 191H1L0 193H2ZM131 192H133V193H131ZM16 193H17V195H15ZM203 193H205V192H203ZM11 194H12V196H11ZM9 195H8V197H9ZM204 196H205V194H204ZM42 200H41V202H42ZM46 200L47 199H45L44 202ZM100 200H102V199L100 198ZM48 202H50V201H48ZM43 205H45V204H43ZM145 205L146 204L144 203V208H145ZM3 206L4 205H2V207ZM47 206H48V203H47ZM146 206L148 207V205H146ZM188 212H191V211H188ZM145 215H147V214H145ZM103 218L101 220H103ZM116 218H117V216H116ZM114 220H115V218H114ZM119 220H121V219H119ZM119 223H121V222H119ZM192 225H190V226H192ZM93 226H94V230H96V231L98 230L99 232L98 233L90 232L86 236V231L89 230L91 227L93 228ZM37 229H38V231H37ZM8 230H9V228H8ZM181 233H183V232H181ZM12 236H14V235H12ZM20 236H22V235H20ZM24 236H23V238H24ZM6 238H7V236H6ZM9 239L7 241H9L11 243L13 240L10 239L11 240L10 241ZM17 239H19V238H17ZM4 241H6V240H4ZM9 242H7V243H9ZM14 242H16V241H14ZM30 242H32V241H30ZM16 243L19 244V242H16ZM16 243H13V244L15 245ZM3 244H5V243H3ZM30 244H32V243H30ZM30 244H29V247L31 246ZM35 244H33V247ZM27 245H28V243L26 244V247H27ZM35 246H37V245H35ZM34 250H36V249H34ZM42 255H44V253ZM45 257H46V254H45ZM45 257L43 259H45Z\"/></svg>","mask_w":264,"mask_h":264}]
</instances>
